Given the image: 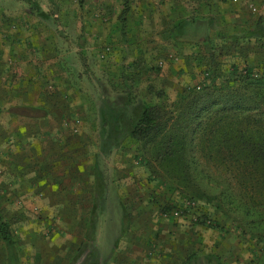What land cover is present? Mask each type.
Returning <instances> with one entry per match:
<instances>
[{
	"label": "rangeland",
	"instance_id": "374dc122",
	"mask_svg": "<svg viewBox=\"0 0 264 264\" xmlns=\"http://www.w3.org/2000/svg\"><path fill=\"white\" fill-rule=\"evenodd\" d=\"M258 27L264 29V0H0V161H47L51 156L97 162L107 185L94 229L100 264H115L110 256L116 239L113 253L125 264L128 258L131 264H157L158 256L181 260L190 254L199 264H206V255L218 258V264H243L250 246L263 241L243 233L242 224L227 217L232 212L224 215L211 198L216 185L207 184L199 166L191 182L183 184L167 176L146 147L132 140L103 154L98 107L102 99L120 98L170 105L182 90L199 88L212 76L215 82L234 75L264 81V36L252 34ZM20 47L23 62L34 66V72L10 63L9 54ZM37 47L45 53L40 61L32 56ZM37 63L42 71L36 70ZM48 72L64 85L49 88L32 80ZM17 80L23 84L14 85ZM54 98L68 99L62 102L57 135L44 131L49 119L41 105ZM36 115L40 117L34 119ZM73 124L75 133L67 129ZM6 170L1 165L2 187L19 192L21 178L30 170L17 169L15 180L6 178ZM73 185L67 180L68 201ZM43 201L30 197L25 208L26 221L30 227L38 221V231L19 224L12 230L19 239L20 264H78L81 256L75 255L86 223L68 203L58 220L60 197ZM7 206L19 203L0 198V209ZM124 209L128 228L120 234ZM46 221L52 226L44 240L34 233L45 231ZM41 254L51 261H41Z\"/></svg>",
	"mask_w": 264,
	"mask_h": 264
},
{
	"label": "trees",
	"instance_id": "16d2710c",
	"mask_svg": "<svg viewBox=\"0 0 264 264\" xmlns=\"http://www.w3.org/2000/svg\"><path fill=\"white\" fill-rule=\"evenodd\" d=\"M123 15L124 9L119 15L121 22ZM252 34L264 36V29L258 27ZM98 114L103 154L132 140L140 148L146 147L145 152L167 176L178 178L183 184L191 182L199 166L208 179L207 184L216 185L211 198L224 215L226 211L232 212V217H227L242 224L243 233L249 231L259 236L263 244L257 251L264 247V81L249 75H234L215 82L212 76L199 88L182 90L170 105L131 102L127 98L102 99ZM184 173L187 175L180 177ZM92 179L93 198L75 255V259L81 256L78 264H100L94 229L97 208L104 207L107 185L96 161ZM250 210L254 211L248 221ZM127 217L124 209L120 234L128 228ZM0 238L6 250V264H18L17 241L1 215ZM206 259V264L219 263L218 258L210 255ZM181 264L199 263L196 255L190 254L181 259Z\"/></svg>",
	"mask_w": 264,
	"mask_h": 264
},
{
	"label": "crops",
	"instance_id": "0c3cea01",
	"mask_svg": "<svg viewBox=\"0 0 264 264\" xmlns=\"http://www.w3.org/2000/svg\"><path fill=\"white\" fill-rule=\"evenodd\" d=\"M28 52V51H26ZM22 53H24V50L20 48L14 49V51H11L9 56L11 57L10 63L20 65V69H24L21 67V65L25 64V69L28 71H35L34 66L27 65L26 61L25 63L22 60ZM45 53L42 52L41 47H37L36 50L32 53V56L36 55L34 60L40 61L41 57H43ZM2 56V55H1ZM24 66V65H23ZM13 67V66H12ZM36 70L42 71L43 68L40 64L37 63ZM40 75V74H39ZM32 80L36 82V84H43L47 87H59L60 85H64V82L62 80H59V78L53 77L50 75V73H47V77H32ZM23 84V82L17 80L14 81V85L17 84ZM31 82H29L30 84ZM39 99H36L35 101H38ZM46 103L41 102L43 105V111L42 115L44 118L49 119L46 120L47 123L44 126L45 130L48 134H54L57 135L59 132H61V128L59 125V119L64 116V114L60 115V112L65 111L62 102L64 100L68 99H61L60 102H57V98H54L53 100L50 99H44ZM39 103V102H37ZM62 110V111H61ZM61 116V117H60ZM34 119L40 117V115L33 116ZM55 121H52L54 120ZM61 120V119H60ZM34 126H37V121L33 120ZM63 126H66L65 123H63ZM77 126L73 124L72 126H67V129H69L72 133H75ZM63 130V129H62ZM47 141H51L49 138ZM51 158V157H49ZM47 161H0V198H12L14 203H19L18 207L12 208L8 206L6 209L2 208L0 209V215L2 219L8 223L10 230L14 229V227L19 224L20 228H24L25 230H30L31 228L33 230L38 231V228L35 229L36 221L32 227H30L29 223L26 221V213L25 210L26 207L29 206L30 197H36L38 201L44 202L43 197H52L55 195L56 197H60L63 207H60V212L58 214V220L61 219V217H64L66 215V207L65 204H69L73 208V214L76 215V213H79L81 215L80 222L86 223L87 215L90 210L92 198H93V192H92V168H93V161H81L79 157H77L76 161H61L62 159L57 158H51ZM1 165H3V168H6V178L12 177L14 180L16 178L17 169L20 170H30L27 176H24L21 178V181H23L22 189L19 192H16L15 189H6L2 187L3 183L1 179ZM23 176V175H22ZM89 176V177H88ZM68 181H72L74 183L73 185V192L70 193L72 201H68L67 198H65V194L67 195V192L65 191V185ZM9 181V179H8ZM8 181L6 180V184L8 185ZM68 186V185H67ZM62 195V196H61ZM21 199V200H19ZM87 210V214H86ZM84 220V221H83ZM99 225L101 223L104 224V222H98ZM22 224V225H20ZM43 226H46L42 233H34V235L41 236L44 240H47V235H45V232L48 230V228L52 225H49L48 222L43 223ZM57 227V226H56ZM84 227V226H83ZM82 237V236H81ZM16 239V238H15ZM18 239V238H17ZM16 239V240H17ZM19 240V239H18ZM33 242V240H29ZM99 237L96 236V244L98 245ZM118 244V240L116 241ZM26 244H30L26 243ZM116 244V245H117ZM113 247L112 255L110 256L111 259H113L115 264H125L121 263L119 256L117 253H113L114 249ZM131 245L134 246V243H131ZM176 245V244H175ZM145 246L148 248L150 245L145 244ZM156 247H160V244H156ZM262 246V245H261ZM259 247L250 246V254L249 257H246L243 264H264V247L260 248V251L258 249ZM150 249V248H148ZM119 251V250H118ZM151 251V250H150ZM149 251V252H150ZM121 252V251H119ZM146 251L145 254L147 253ZM30 253V252H29ZM56 257L59 256L60 252H56ZM18 254L19 257H21V250L18 247ZM35 256L38 258L39 255L37 253H34ZM31 256V254H29ZM42 255V254H41ZM32 259V257H31ZM41 261H44L45 263H48L51 261V259L47 260V257L44 258L43 255L41 258H39ZM157 260V258H156ZM161 262V264H181V260H177V258H173L171 256H158V263ZM21 262L18 259V264ZM157 263V264H158ZM0 264H6V250L5 246L0 238ZM128 264H131L130 258H128ZM134 264V263H133Z\"/></svg>",
	"mask_w": 264,
	"mask_h": 264
}]
</instances>
